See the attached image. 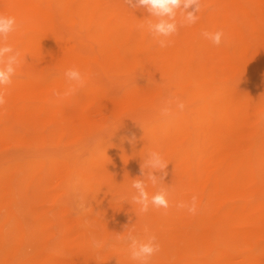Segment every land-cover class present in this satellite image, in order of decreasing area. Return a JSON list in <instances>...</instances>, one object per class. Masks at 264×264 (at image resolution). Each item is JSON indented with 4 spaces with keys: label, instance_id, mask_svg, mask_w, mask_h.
Here are the masks:
<instances>
[{
    "label": "bare ground",
    "instance_id": "1",
    "mask_svg": "<svg viewBox=\"0 0 264 264\" xmlns=\"http://www.w3.org/2000/svg\"><path fill=\"white\" fill-rule=\"evenodd\" d=\"M0 13L20 25L5 42L22 61L0 108V150L25 147L0 154V264H138L126 238H144L145 226L160 245L149 264H264V0H202L166 48L125 0H0ZM56 18L96 48L58 34ZM220 29L219 46L201 36ZM71 67L87 84L58 100ZM98 70L128 75L122 91ZM245 75L258 88L237 81ZM170 95L186 107L167 122ZM149 151L168 162L170 207L97 215L131 196ZM193 195L195 215L176 208Z\"/></svg>",
    "mask_w": 264,
    "mask_h": 264
},
{
    "label": "clouds",
    "instance_id": "2",
    "mask_svg": "<svg viewBox=\"0 0 264 264\" xmlns=\"http://www.w3.org/2000/svg\"><path fill=\"white\" fill-rule=\"evenodd\" d=\"M128 7L142 8L148 13L144 22L137 25L138 30H146L155 40L160 48L171 45L170 37L176 35L180 27L191 26L199 19L202 7V0H125ZM191 9V11H189ZM20 25L14 16L0 13V108L7 104L6 87L11 85L13 77L21 67V54L5 41L9 34L15 32ZM201 36L210 40L214 45L219 46L225 41V33L222 29L211 32L204 30ZM64 77L67 87L63 92H54L58 100H64L83 89L88 77L79 68L71 67L65 70ZM186 104L179 97L170 95L159 109V116L162 120L172 122L178 112L185 110ZM168 162L158 151H149L142 164V174L139 179L132 180L131 188L134 192L126 197L124 202L135 205L140 213H146L150 207L167 210L169 204V189L164 186L163 176ZM159 173V174H158ZM156 188V192L149 196L148 187ZM176 208L186 210L189 214L195 215L198 211V198L193 195L189 201H178ZM79 207L83 210L85 205ZM144 238L128 234L127 247L130 258L138 264H149L151 258L160 250L155 235L150 229L144 227ZM93 246L100 249L104 242L93 238Z\"/></svg>",
    "mask_w": 264,
    "mask_h": 264
},
{
    "label": "rangeland",
    "instance_id": "3",
    "mask_svg": "<svg viewBox=\"0 0 264 264\" xmlns=\"http://www.w3.org/2000/svg\"><path fill=\"white\" fill-rule=\"evenodd\" d=\"M54 28L55 31L62 36L72 37L75 40L76 44L78 46H82L84 49L89 50L96 48V44L86 36L85 30L78 25L65 22L60 18H56ZM97 77L104 85H107V87H109L113 91H122L124 83L128 79V75L126 74L106 72L100 70L97 71ZM237 81L243 84L246 89H256L258 88L261 79H254L253 77L245 75L240 76ZM70 145L72 146L69 147L74 146L73 144ZM20 151H25V147L11 145L0 150V154L2 153L8 155L10 153H16ZM125 198L126 196H120L115 202L111 203L110 206L105 205L103 207L98 208L96 210V214L102 215L104 213H112L113 217H118L119 219H125L130 217L131 211L128 209L129 202H124ZM126 204H128V206L125 208Z\"/></svg>",
    "mask_w": 264,
    "mask_h": 264
}]
</instances>
